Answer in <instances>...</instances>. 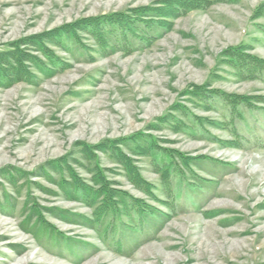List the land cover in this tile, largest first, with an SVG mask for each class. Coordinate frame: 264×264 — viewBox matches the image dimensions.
I'll return each instance as SVG.
<instances>
[{
	"label": "rangeland",
	"instance_id": "1",
	"mask_svg": "<svg viewBox=\"0 0 264 264\" xmlns=\"http://www.w3.org/2000/svg\"><path fill=\"white\" fill-rule=\"evenodd\" d=\"M202 1L117 44L87 24L167 0H0V53L26 77L0 82V264H264V79L230 57L264 59V0ZM203 91L254 104L231 120Z\"/></svg>",
	"mask_w": 264,
	"mask_h": 264
},
{
	"label": "trees",
	"instance_id": "2",
	"mask_svg": "<svg viewBox=\"0 0 264 264\" xmlns=\"http://www.w3.org/2000/svg\"><path fill=\"white\" fill-rule=\"evenodd\" d=\"M161 6H162V9L147 8V10H145L144 12L130 11L129 13H124L123 15L122 14L106 15L99 19H95L94 21H90V23L87 24V26L94 25L97 28L99 27V29L102 31L101 35H103L107 39H110V40L112 39L113 43L114 42L119 43L125 40V38H127V37L121 38V36H123L122 35L123 32L124 34H126V36H131V34L139 35L141 32L143 33L142 36L144 40L140 41V43L141 42L145 43V42H148L150 39L144 38L145 36L144 31L148 30L149 28H151L152 32L158 29L162 30L163 28H168L167 25L164 23V21H169L170 17L186 13L187 11H190V10H195V9H200V8L205 7L202 0H167V2L163 3ZM163 6L165 7V9H163ZM253 14L257 17L264 18V2H261L260 4L256 6ZM152 17H155V20L157 21H153V24L149 25L148 24L149 19ZM146 18H148V21ZM64 31L66 30H63L62 32ZM112 48L114 50L118 49L117 47H112ZM126 48H129V50L130 49L133 50V48L135 47L128 46ZM5 57L8 58V60H5ZM46 57L49 58L50 64L53 65L51 68L59 69L61 67L57 64L56 60L53 59V56L47 55ZM230 57L233 61L234 68L236 69L237 73L240 74L241 76L245 75L247 77H259V78L264 79V59L258 58L256 56L250 57V56L241 54V52L236 50V48L231 49ZM10 62L11 61H10L9 55L2 56L0 53V82L3 83L5 80L6 82L7 81L12 82L16 80H24L23 78L26 79V77L21 76V73L24 74L23 69H20L18 67L17 62L15 64L10 63ZM37 66L40 68L39 65ZM40 69L46 70V68L43 66H41ZM9 74L11 75L9 76ZM199 96L201 97L204 96L206 98L204 102L207 103L208 105L210 103L211 108H213L211 105L212 104L211 102L216 101L219 104H221V106L229 109L231 120H233L234 116H236L237 114L236 109L239 105L252 106L254 104V102L251 100V97H248L245 95L227 94L222 91H212V92L203 91L201 93L199 92ZM224 118L227 119L226 116H224ZM193 123H195V121H193ZM194 125L196 129H199V126L197 124H194ZM196 129L190 128V129H185V130L187 131V133H194L196 132L195 131ZM234 133H235V130H232V134ZM142 147L143 148L141 152H147L151 155L153 159V164L155 167L160 168L164 172L169 171L170 175L171 174L175 175V178L183 179L178 169L175 168L174 165H172L173 155L171 154V152L165 151L162 148H161V151H159L157 149L156 143L154 141L152 142L151 140L149 141L148 144H146V146L143 145ZM178 156L180 159L181 155H178ZM180 160L183 161L182 158ZM98 185L100 189L106 190L104 186V181H102ZM86 191H88L87 196L89 195L91 196L92 193H94L92 190H86ZM77 194L78 193L76 192V195ZM99 194L100 195L102 194L99 208H101V210L104 211L103 214L105 215L108 212H110L113 216H116L114 213L116 206L113 205V198H112L113 196L110 195L108 197L107 193L105 192L101 193V190L100 191L96 190V196H99ZM78 195H79L78 197L81 198L84 195V191L83 192L81 191L80 194ZM120 196H121V199H123L122 201L123 203L121 204H123V206L125 207V211L127 212L128 215H130L133 212L134 213L137 212V214L139 215H143V214L149 215L151 214V212H153L149 210L150 208L149 206H145L143 204L141 205L138 200H133L131 198L129 199L125 195H119V197Z\"/></svg>",
	"mask_w": 264,
	"mask_h": 264
}]
</instances>
